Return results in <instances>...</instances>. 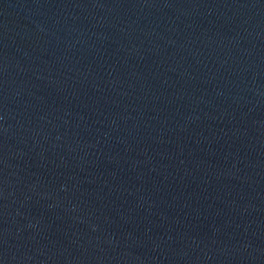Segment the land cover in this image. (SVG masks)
I'll use <instances>...</instances> for the list:
<instances>
[{"label": "water", "instance_id": "95a60500", "mask_svg": "<svg viewBox=\"0 0 264 264\" xmlns=\"http://www.w3.org/2000/svg\"><path fill=\"white\" fill-rule=\"evenodd\" d=\"M0 264H264V0H0Z\"/></svg>", "mask_w": 264, "mask_h": 264}]
</instances>
